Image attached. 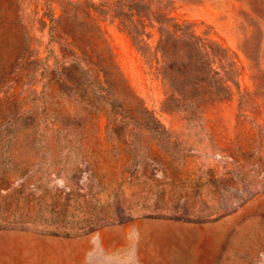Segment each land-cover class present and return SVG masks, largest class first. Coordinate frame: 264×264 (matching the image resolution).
Returning a JSON list of instances; mask_svg holds the SVG:
<instances>
[{"label":"rangeland","instance_id":"1","mask_svg":"<svg viewBox=\"0 0 264 264\" xmlns=\"http://www.w3.org/2000/svg\"><path fill=\"white\" fill-rule=\"evenodd\" d=\"M0 264H264V0H0Z\"/></svg>","mask_w":264,"mask_h":264},{"label":"trees","instance_id":"2","mask_svg":"<svg viewBox=\"0 0 264 264\" xmlns=\"http://www.w3.org/2000/svg\"><path fill=\"white\" fill-rule=\"evenodd\" d=\"M175 37H173L172 39V43H173V48L176 47H186L188 48L190 51H192V54H196L195 56H197V58H199L200 60H203V64H205V67H208V69L212 70L211 68V64L209 62H207L208 57H207V53L203 50V46H201L200 41L194 36V34H190V35H185V36H177L175 33L173 34ZM134 39L136 40V36L133 35ZM165 44V43H164ZM194 55L192 56V58H187L186 62L189 66H192V59L193 57H195ZM172 66H170L171 68ZM215 73V71H213ZM199 77L202 79V75L203 72L200 71L198 73ZM174 90H176L174 88Z\"/></svg>","mask_w":264,"mask_h":264}]
</instances>
